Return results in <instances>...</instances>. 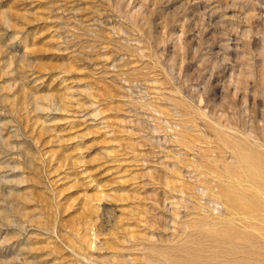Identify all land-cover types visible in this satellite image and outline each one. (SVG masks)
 I'll list each match as a JSON object with an SVG mask.
<instances>
[{"label":"rangeland","instance_id":"1","mask_svg":"<svg viewBox=\"0 0 264 264\" xmlns=\"http://www.w3.org/2000/svg\"><path fill=\"white\" fill-rule=\"evenodd\" d=\"M0 264H264V0H0Z\"/></svg>","mask_w":264,"mask_h":264}]
</instances>
